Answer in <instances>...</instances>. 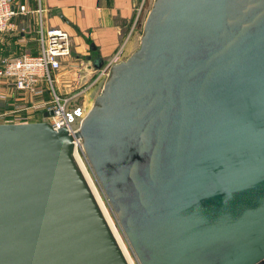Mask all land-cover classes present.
I'll return each instance as SVG.
<instances>
[{"label": "water", "instance_id": "obj_1", "mask_svg": "<svg viewBox=\"0 0 264 264\" xmlns=\"http://www.w3.org/2000/svg\"><path fill=\"white\" fill-rule=\"evenodd\" d=\"M75 133L139 264H264V0H154ZM72 140L0 123V264H128Z\"/></svg>", "mask_w": 264, "mask_h": 264}, {"label": "crops", "instance_id": "obj_2", "mask_svg": "<svg viewBox=\"0 0 264 264\" xmlns=\"http://www.w3.org/2000/svg\"><path fill=\"white\" fill-rule=\"evenodd\" d=\"M145 1L20 0L31 9L40 6L45 9V29L60 28L70 36L74 60L65 63L57 74V86L63 94H73L82 86L92 89L101 86L102 90L106 78L98 80L100 68L95 66V60L99 59L101 67L111 61L115 64L125 61L139 48L144 24L141 30L137 28ZM15 24L18 30L10 37L1 39V55L14 56L22 52L39 54V16L35 13L18 15ZM80 65L88 68L89 72L79 71ZM88 81L91 82L89 85Z\"/></svg>", "mask_w": 264, "mask_h": 264}, {"label": "built area", "instance_id": "obj_3", "mask_svg": "<svg viewBox=\"0 0 264 264\" xmlns=\"http://www.w3.org/2000/svg\"><path fill=\"white\" fill-rule=\"evenodd\" d=\"M31 13L39 16L41 51L37 55L22 52L5 57L0 54V123L46 121L55 130L65 128L73 138V156L77 165L81 162L89 171L88 164L92 170L83 140L75 133L89 112L76 102L79 97H84L88 88L85 86L77 93L63 94L57 86V74L71 56L68 32L60 28L45 29V9L41 6L31 9L20 0H0V37L18 30L15 24L18 15ZM113 64L111 61L99 70L98 80L108 77ZM46 112L48 116H45Z\"/></svg>", "mask_w": 264, "mask_h": 264}, {"label": "rangeland", "instance_id": "obj_4", "mask_svg": "<svg viewBox=\"0 0 264 264\" xmlns=\"http://www.w3.org/2000/svg\"><path fill=\"white\" fill-rule=\"evenodd\" d=\"M153 2H154V0H146L145 2H144V5H143V7H142V10H141V13H140V19H139V21H138V31L139 30H141V28H142V24H144L145 23V20H146V18H147V15H148V13H149V11H150V9H151V7H152V4H153ZM137 25V24H136ZM5 37V39L6 38H8V37H10V35H6V36H1L0 37V47L2 46V44H3V40H1V39H3ZM1 53H2V51H0ZM0 53V54H1ZM3 54V53H2ZM70 60H74V56H73V54H72V51H71V56L67 59V60H65L66 62L65 63H67V62H70ZM65 65V64H64ZM101 68H103V66L101 67ZM100 68V69H101ZM99 69V70H100ZM79 71L80 70H82V72H85V73H88L89 71H88V68H86V67H84V66H82V65H80V68L78 69ZM98 70V71H99ZM77 75H78V73H76ZM97 77H98V75H97ZM103 81V80H102ZM101 80L99 81V82H102ZM89 82V81H88ZM98 82V83H99ZM91 82H89L88 83V85L90 84ZM98 83H97V85H98ZM86 85H87V83H86ZM83 87V86H82ZM91 87H89L88 89H87V94H85L84 95V97H79L78 98V102H76V103H78V104H80V106L81 105H83V107H84V109L86 110V111H89L90 109H91V107L94 105V103H95V100H96V98H97V95H99L100 93H101V90H100V88H101V86L99 87V88H94V89H90ZM74 93H77V90L76 91H73ZM73 93V94H74ZM87 164V163H86ZM87 167H88V169H89V171H90V175H91V177H92V179H93V181L95 182V184H96V186H97V188H98V190H99V192H100V194H101V197L103 198V200L105 201V204H106V206L108 207V209H109V211H110V213H111V215H112V217H113V219H114V222H115V224H116V226H117V228H118V231H119V233H120V235L122 236V238H123V240H124V242H125V244H126V246H127V248H128V250H129V252H130V255L132 256V258H133V260H134V262L136 263V264H139L138 263V260H137V258H136V256H135V254H134V252H133V250H132V248H131V246H130V244H129V242H128V240H127V238H126V236H125V234H124V232H123V230H122V228H121V226H120V224H119V222H118V218H117V216H116V214H115V212H114V210L112 209V207H111V205H110V203H109V201L107 200V197L105 196V194H104V191H103V189H102V187H101V185H100V183H99V181H98V179L96 178V176H95V174H94V172H92V170L90 169V167H89V165L87 164ZM95 198V197H94Z\"/></svg>", "mask_w": 264, "mask_h": 264}, {"label": "bare ground", "instance_id": "obj_5", "mask_svg": "<svg viewBox=\"0 0 264 264\" xmlns=\"http://www.w3.org/2000/svg\"><path fill=\"white\" fill-rule=\"evenodd\" d=\"M78 166H79L86 182L88 183V185H89V187L93 193V196L95 197L96 202H97L108 226L110 227V229L114 235V238L116 239V242L118 243L122 253L124 254L128 264H136L134 262L132 256L130 255V252H129L122 236L120 235V233L118 231V228L114 222V219H113L108 207L105 204V201L101 197V194H100L95 182L93 181L89 171L87 170L86 165L81 163V162H78Z\"/></svg>", "mask_w": 264, "mask_h": 264}]
</instances>
